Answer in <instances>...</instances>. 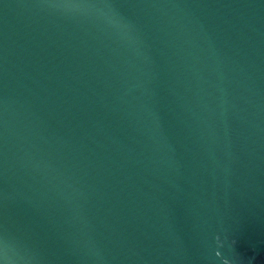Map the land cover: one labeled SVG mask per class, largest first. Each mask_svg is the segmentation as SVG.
I'll use <instances>...</instances> for the list:
<instances>
[{
  "label": "water",
  "instance_id": "95a60500",
  "mask_svg": "<svg viewBox=\"0 0 264 264\" xmlns=\"http://www.w3.org/2000/svg\"><path fill=\"white\" fill-rule=\"evenodd\" d=\"M0 264H264V0H0Z\"/></svg>",
  "mask_w": 264,
  "mask_h": 264
}]
</instances>
